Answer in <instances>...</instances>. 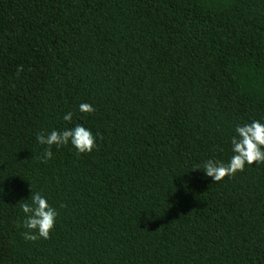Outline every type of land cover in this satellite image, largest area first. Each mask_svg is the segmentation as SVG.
Instances as JSON below:
<instances>
[{
	"label": "trees",
	"instance_id": "obj_1",
	"mask_svg": "<svg viewBox=\"0 0 264 264\" xmlns=\"http://www.w3.org/2000/svg\"><path fill=\"white\" fill-rule=\"evenodd\" d=\"M253 120L264 0H0V264H264V164L203 171ZM76 124L97 148L41 163ZM30 187L50 239L22 236Z\"/></svg>",
	"mask_w": 264,
	"mask_h": 264
},
{
	"label": "clouds",
	"instance_id": "obj_2",
	"mask_svg": "<svg viewBox=\"0 0 264 264\" xmlns=\"http://www.w3.org/2000/svg\"><path fill=\"white\" fill-rule=\"evenodd\" d=\"M23 70V66H18L17 74ZM79 110L82 113L92 114L95 108L89 103H81ZM73 113L68 112L63 116V120L71 122ZM235 135L231 137L233 155L225 163L219 160L209 159L203 164V171L207 177L214 182H219L225 177H232L237 172L244 170L245 165L264 164V123L253 120L251 123L237 125ZM99 135V134H97ZM102 139V137H100ZM36 140L40 145H45L40 156L41 163H47L52 159V146L57 148L68 145L75 148L77 153H91L97 148V136H94L90 129L81 124H76L72 128L64 130H51L50 132H38ZM196 169H200L197 166ZM31 203L27 200L20 204L22 212L25 214L21 226L25 229L22 233L26 241L35 242L41 238L50 239V233L55 227L56 218L59 215L56 208L48 203L46 197L40 192H33L30 187ZM60 207H64L61 205Z\"/></svg>",
	"mask_w": 264,
	"mask_h": 264
}]
</instances>
